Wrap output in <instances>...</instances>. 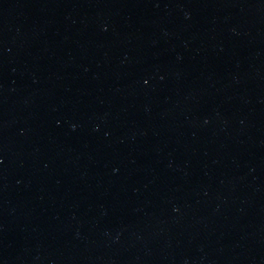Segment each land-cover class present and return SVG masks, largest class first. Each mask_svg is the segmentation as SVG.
Returning a JSON list of instances; mask_svg holds the SVG:
<instances>
[{"label": "water", "instance_id": "water-1", "mask_svg": "<svg viewBox=\"0 0 264 264\" xmlns=\"http://www.w3.org/2000/svg\"><path fill=\"white\" fill-rule=\"evenodd\" d=\"M0 264H264V0H0Z\"/></svg>", "mask_w": 264, "mask_h": 264}]
</instances>
